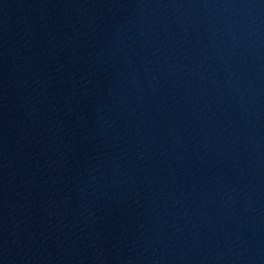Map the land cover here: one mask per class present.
Segmentation results:
<instances>
[{
	"label": "water",
	"instance_id": "1",
	"mask_svg": "<svg viewBox=\"0 0 264 264\" xmlns=\"http://www.w3.org/2000/svg\"><path fill=\"white\" fill-rule=\"evenodd\" d=\"M0 264H264V0H0Z\"/></svg>",
	"mask_w": 264,
	"mask_h": 264
}]
</instances>
